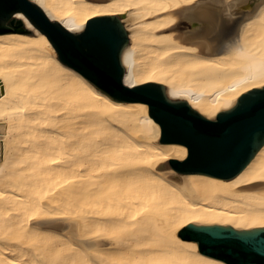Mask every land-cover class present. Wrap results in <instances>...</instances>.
Returning a JSON list of instances; mask_svg holds the SVG:
<instances>
[{"label":"bare ground","instance_id":"6f19581e","mask_svg":"<svg viewBox=\"0 0 264 264\" xmlns=\"http://www.w3.org/2000/svg\"><path fill=\"white\" fill-rule=\"evenodd\" d=\"M33 1L73 32L117 15L123 83L164 84L210 119L264 85V0ZM186 10L201 32L177 33ZM168 161L144 105L104 96L44 42L0 37V264H223L178 227H264V145L229 180Z\"/></svg>","mask_w":264,"mask_h":264},{"label":"water","instance_id":"95a60500","mask_svg":"<svg viewBox=\"0 0 264 264\" xmlns=\"http://www.w3.org/2000/svg\"><path fill=\"white\" fill-rule=\"evenodd\" d=\"M0 37L44 42L104 96L144 105L177 173L229 180L264 145V85L240 93L210 119L185 99H169L164 84H124L120 54L128 38L115 14L88 17L85 28L73 32L33 0H0ZM177 236L223 264H264V227L193 222L178 227Z\"/></svg>","mask_w":264,"mask_h":264},{"label":"rangeland","instance_id":"374dc122","mask_svg":"<svg viewBox=\"0 0 264 264\" xmlns=\"http://www.w3.org/2000/svg\"><path fill=\"white\" fill-rule=\"evenodd\" d=\"M252 1H254V0H252ZM263 0H255L254 1V3H253V6H257L258 7V5L259 4H261V2H262ZM216 1H214V3H215ZM237 2H240L239 0H235V3H237ZM210 2L209 1H207V2H201L200 3V5L199 6H208V4H209ZM241 6L240 7H242V6H244V5H242V4H240ZM256 7V8H257ZM243 10H244V8H243ZM255 11V10H254ZM187 10L186 11H184L183 13H182V15H183V17H185V18H187L188 19V15H187ZM212 13V12H211ZM212 14H214V13H212ZM251 14V13H250ZM249 13H245L244 14V17L246 18V17H248L249 15H250ZM181 16V15H180ZM189 21L188 22H190V23H194L192 26H188L189 25V23L187 22V21H181V20H178V26H179V24H180V22H181V24H180V26H181V28H179V27H175V29L177 30V33L178 34H181V35H192V33H193V31H196V32H201L202 30L200 29L202 26H203V18H198V17H192V18H190V19H188ZM193 20V21H192ZM177 24H176V26H177ZM185 30H189V31H185ZM189 40H192V41H203V42H207V40L206 39H204V38H200V37H198V36H194V37H192V38H190Z\"/></svg>","mask_w":264,"mask_h":264}]
</instances>
